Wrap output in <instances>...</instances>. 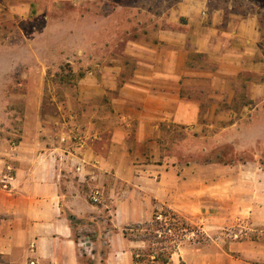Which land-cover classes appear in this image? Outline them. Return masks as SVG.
<instances>
[{
	"label": "rangeland",
	"instance_id": "obj_1",
	"mask_svg": "<svg viewBox=\"0 0 264 264\" xmlns=\"http://www.w3.org/2000/svg\"><path fill=\"white\" fill-rule=\"evenodd\" d=\"M160 31L189 41L216 32L218 50L249 49L248 69L189 87L196 122L165 121L155 153L136 157L135 150V164L160 165L158 199L136 192L128 201L133 185L114 170L90 165L94 172L86 174L85 164L76 166L83 180L70 179L102 217L97 232L92 221L73 220L76 233L94 250L92 239H107V221L126 201L138 212L125 230L134 264H171L173 255L178 264H205L192 259L195 252L218 256L212 264H264V0H0V161L16 166L5 153L38 130L49 144L93 143L106 159L118 91L105 85H123L142 57L164 48ZM243 32L255 42H244ZM191 59L214 67L204 54ZM127 171L122 164L120 173Z\"/></svg>",
	"mask_w": 264,
	"mask_h": 264
},
{
	"label": "crops",
	"instance_id": "obj_2",
	"mask_svg": "<svg viewBox=\"0 0 264 264\" xmlns=\"http://www.w3.org/2000/svg\"><path fill=\"white\" fill-rule=\"evenodd\" d=\"M254 25H251L252 33L256 29ZM255 36L251 39L245 32L240 34L244 42H255ZM158 37L165 41V47L156 49L147 58L142 57L140 69L128 81L123 85L117 80L103 84L118 91L112 100L118 124L110 130L106 159L99 155L95 144L85 140L71 145L42 142L39 130L33 139L20 141L5 153L17 165L7 164L6 159L0 161V264H134V241L127 237L125 230L137 219L134 216L138 212L131 204L127 208L126 201L116 204L112 218L107 221V239L100 236L92 239L94 250L86 251L82 235L76 233L79 226L76 227L70 216L81 222L92 221L96 232L102 217L99 205L90 201L70 179L79 175L78 181L83 180L76 166L85 164L86 174L94 172L92 166L104 173L114 170L120 181L133 185L128 201L135 198L136 192L158 199L160 182L155 177L158 172L155 167L160 165L135 164L132 161L135 150H140L136 157L146 156L147 150L155 153L160 125L165 121L196 122L198 100L188 95L189 87L200 85L205 78H210L214 85L216 79L227 81L237 77L248 69L250 61L249 49L218 50L222 37L216 32L199 33L190 41L187 34L170 36L164 31ZM211 39L217 41L218 47ZM192 52L213 59L214 67L207 69L192 64ZM81 83L85 86L89 82L83 79ZM99 137H103L101 132ZM122 164L128 165L126 174L120 173ZM6 169L14 171L7 174ZM101 243L105 245L104 250ZM217 258L196 252L192 255V259L205 264H212ZM179 261L180 256L171 257V264Z\"/></svg>",
	"mask_w": 264,
	"mask_h": 264
},
{
	"label": "trees",
	"instance_id": "obj_3",
	"mask_svg": "<svg viewBox=\"0 0 264 264\" xmlns=\"http://www.w3.org/2000/svg\"><path fill=\"white\" fill-rule=\"evenodd\" d=\"M71 217V220H72V222H73V220H75L76 218L74 217V216H70Z\"/></svg>",
	"mask_w": 264,
	"mask_h": 264
}]
</instances>
